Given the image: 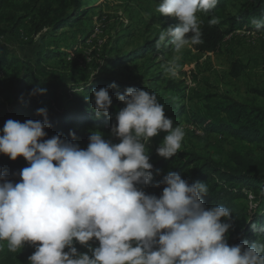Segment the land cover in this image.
<instances>
[{"label":"clouds","instance_id":"9594fccd","mask_svg":"<svg viewBox=\"0 0 264 264\" xmlns=\"http://www.w3.org/2000/svg\"><path fill=\"white\" fill-rule=\"evenodd\" d=\"M219 0H160L155 11L178 21L160 27L156 47L170 46L174 54L203 43L200 14L214 10ZM218 23L213 17L209 24ZM255 32H264V14L253 17ZM169 78H177V57L161 65ZM92 90L97 119H112L110 88ZM36 87L29 94H44ZM124 107L115 115L112 136L90 131L87 148L54 135L47 110L44 120L9 119L0 130V154L28 166L18 182L0 170V251L20 252L35 247L29 264H264V240L229 246L232 210L222 204L206 207L202 196L209 185L189 183L169 171L155 187L159 196L146 193L154 180L149 145L163 133L156 154L164 159L177 155L186 137L183 124L174 125L157 95L129 87L116 97ZM156 175H161L156 170ZM249 207L255 209L256 203ZM264 232V229H260ZM90 242H98L93 246ZM76 243L87 248L77 251ZM67 249V250H66Z\"/></svg>","mask_w":264,"mask_h":264},{"label":"rangeland","instance_id":"374dc122","mask_svg":"<svg viewBox=\"0 0 264 264\" xmlns=\"http://www.w3.org/2000/svg\"><path fill=\"white\" fill-rule=\"evenodd\" d=\"M159 2L82 0L81 15L70 26L58 32L45 28L37 33L35 25L59 9L61 0H0V51L32 66L47 88L48 106L59 107L74 92L111 77L154 91L171 103H180L185 113L171 119L174 125L185 126L186 137L171 159L156 154L164 134L152 138L149 153L154 180L163 179L180 167L191 171L211 161L226 170L235 165L236 157L260 158L259 143L245 142L219 129L210 132L206 126L197 125L196 119L200 117L212 124L223 120L221 106L229 100L264 108V32L236 28L215 54L198 53L194 46L174 54L167 45L148 54H135L156 46L160 27L166 29L178 23L155 11ZM248 6V0H230L213 17L224 22ZM131 54L127 62L115 64ZM174 55L181 71L177 78H169L161 65ZM15 92V86L0 73V101L10 105ZM123 107L119 102L117 108ZM111 127L104 125L91 131H100L105 139L118 143ZM166 161L169 164L161 167ZM156 170L161 175L157 176ZM250 203H254L251 194L248 199L237 201L240 210L252 214ZM14 264L21 261L16 259Z\"/></svg>","mask_w":264,"mask_h":264},{"label":"trees","instance_id":"16d2710c","mask_svg":"<svg viewBox=\"0 0 264 264\" xmlns=\"http://www.w3.org/2000/svg\"><path fill=\"white\" fill-rule=\"evenodd\" d=\"M228 1L230 0H219L214 10L207 14H200L203 43L194 46L196 52L205 55L215 54L231 31L242 27L255 30L250 24V20L264 14V0H248V8L239 10L234 16L226 17L225 23L218 21L214 25L209 24V20L213 18L217 10L222 11L225 9ZM81 7L82 0H61L59 9L46 18V21L35 25L36 32L39 33L45 28L58 32L70 26L81 15V12L79 13ZM156 49V46H152L142 53L139 50L135 54L150 53L156 51ZM131 56L132 54L115 64L125 63L131 59ZM0 73H2L3 78L9 79L16 89L13 102L10 105L0 101V130L3 129L5 122L9 119L20 122L29 119L43 122L44 117L37 115V111L44 108L47 110V119L50 124V127L45 129L47 138L60 135L61 138L72 140L69 134L74 133L76 138L74 142L78 143L80 147L82 146L81 148H87L89 134L92 129L104 125L112 126L115 123V115L120 110L117 108L120 102L116 98L117 93L124 94L129 87L143 89L137 84L126 83L112 77L105 78L91 86L84 87L81 91L74 92L73 97L67 103H60L59 107H54L46 105L47 88L41 83L36 72L32 70V66H27L26 63L18 59H10L0 51ZM235 76H238V73ZM113 83L117 87L109 89V95L112 98V106L109 111L112 119L108 117L97 119L93 111L94 98L92 97V90H99ZM36 87H42L46 89V92L42 95L30 96L29 94ZM149 92L155 93L154 91ZM157 98L160 103L164 104L165 114L169 118H176L185 113V109L180 103H171L159 95H157ZM221 113L223 120L218 121L216 124L208 123L200 117H197L196 124L206 126L210 132L219 129L245 142L259 143L260 158L246 160L236 157L235 165L226 170L209 161L201 166L194 167L191 171L180 167L175 172L182 175V179L190 184L196 181L208 183L209 194L202 196L206 207L222 204L232 210V227L226 234L229 246L241 244L244 241L251 245L258 240H264V232L260 231V229H264V108L253 103H239L229 100L228 103H223L221 106ZM168 164L166 161L161 164V167ZM27 166L28 164L23 157H18L16 161H12L9 157L0 154V170H6L9 179L13 182H18L19 176H13L12 174H18L21 169ZM160 180L162 179L153 180L152 184L145 188L146 193L159 196L163 191V185L160 187L154 185ZM248 194H251L254 203L257 204L252 214L248 213V210H240V205H237V201L248 199ZM90 243L93 246H98V242ZM75 246L79 253L87 252V248L78 243ZM34 251L35 247L29 244H26L17 253L8 252L6 247V249L0 251V257L3 256L2 264H14L16 259H19L21 264H29L28 258Z\"/></svg>","mask_w":264,"mask_h":264}]
</instances>
